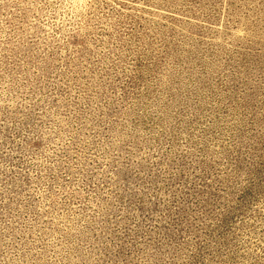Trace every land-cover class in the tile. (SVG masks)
<instances>
[{"label":"rangeland","instance_id":"rangeland-1","mask_svg":"<svg viewBox=\"0 0 264 264\" xmlns=\"http://www.w3.org/2000/svg\"><path fill=\"white\" fill-rule=\"evenodd\" d=\"M0 264H264V0H0Z\"/></svg>","mask_w":264,"mask_h":264}]
</instances>
